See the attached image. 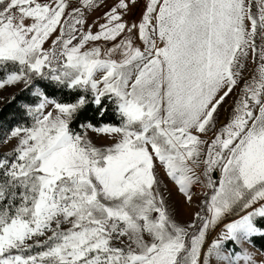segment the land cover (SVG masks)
<instances>
[{
	"label": "snow or ice",
	"instance_id": "obj_1",
	"mask_svg": "<svg viewBox=\"0 0 264 264\" xmlns=\"http://www.w3.org/2000/svg\"><path fill=\"white\" fill-rule=\"evenodd\" d=\"M8 88L0 264H264V0H0Z\"/></svg>",
	"mask_w": 264,
	"mask_h": 264
},
{
	"label": "trees",
	"instance_id": "obj_2",
	"mask_svg": "<svg viewBox=\"0 0 264 264\" xmlns=\"http://www.w3.org/2000/svg\"><path fill=\"white\" fill-rule=\"evenodd\" d=\"M100 3H103L102 0H100ZM104 9H99L98 11H94L98 14H100ZM13 93H17V90L13 91L5 100L4 103L0 106V122L6 123L13 115L15 104L11 102V95ZM24 95H27L26 93ZM89 115H91V112H89ZM105 119H110V117H105ZM256 248L261 249L262 246H264V239H261L260 237H256L254 241Z\"/></svg>",
	"mask_w": 264,
	"mask_h": 264
},
{
	"label": "rangeland",
	"instance_id": "obj_3",
	"mask_svg": "<svg viewBox=\"0 0 264 264\" xmlns=\"http://www.w3.org/2000/svg\"><path fill=\"white\" fill-rule=\"evenodd\" d=\"M102 2H104V0H102ZM109 2H111V0H109ZM99 15L100 14H98L96 12H91V14L88 16L89 23H91ZM137 15H139V13ZM93 30H95V28ZM15 90L16 89H13V88H8L6 90H0V106H1L2 103L5 102L7 97ZM222 119H223V117H222ZM185 211L186 210H181V212H182L181 218L182 219L186 218V216L183 214Z\"/></svg>",
	"mask_w": 264,
	"mask_h": 264
}]
</instances>
